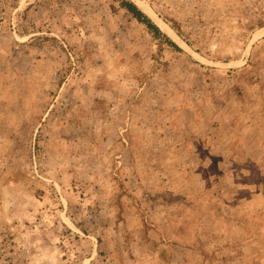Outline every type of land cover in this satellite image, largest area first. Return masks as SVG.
Instances as JSON below:
<instances>
[{"label":"rangeland","instance_id":"rangeland-1","mask_svg":"<svg viewBox=\"0 0 264 264\" xmlns=\"http://www.w3.org/2000/svg\"><path fill=\"white\" fill-rule=\"evenodd\" d=\"M0 0V264H264V0Z\"/></svg>","mask_w":264,"mask_h":264},{"label":"trees","instance_id":"trees-1","mask_svg":"<svg viewBox=\"0 0 264 264\" xmlns=\"http://www.w3.org/2000/svg\"><path fill=\"white\" fill-rule=\"evenodd\" d=\"M121 8L132 14L139 23L146 25V27L154 34L155 37H163L171 47L182 51V48L172 40L161 28L132 0H118Z\"/></svg>","mask_w":264,"mask_h":264}]
</instances>
